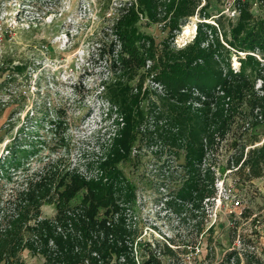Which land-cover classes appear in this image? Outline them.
Wrapping results in <instances>:
<instances>
[{
    "label": "rangeland",
    "instance_id": "374dc122",
    "mask_svg": "<svg viewBox=\"0 0 264 264\" xmlns=\"http://www.w3.org/2000/svg\"><path fill=\"white\" fill-rule=\"evenodd\" d=\"M132 2L136 0H0V216L14 208L19 193L26 192L38 175L53 177L55 185L66 172L100 180L98 162L113 152L111 144L123 126L115 124L121 112L107 90L119 81L134 93L141 87L144 113V134L131 147L130 158L118 163L136 189L135 199L122 212L133 232L134 248L139 242V252L141 248L145 253L148 243L174 239L186 252L171 264H237L234 257L228 261L232 251L240 264H264V178L248 180V170L237 174L234 168L243 149L245 158L250 148L264 142L261 107L246 109L249 115L239 113L224 135L214 137L202 164L214 170V183H208L214 193L197 208L191 201H178L186 174L180 156L184 148L161 140L172 127L162 119L160 131L151 108L167 89L154 80L150 60L131 72L114 67V61L119 65L117 54L110 53V43H117L111 28L118 9ZM205 3L211 16L198 13L179 31L171 32L165 23H148L145 17L140 28L157 43L168 38L167 44L175 49L194 39L200 21L216 26L223 39L217 22L228 26L237 21L235 0H202ZM251 3L253 15L264 19V0ZM207 34L205 44L215 33ZM99 47H104L101 54ZM246 54L232 53L235 69L241 67L239 56ZM253 54L261 60L255 93L262 95L264 52ZM198 96L193 92L187 104L201 106ZM41 208L43 217L56 215L54 203ZM28 250L21 254L25 264H43L38 252ZM137 255L140 258L141 252Z\"/></svg>",
    "mask_w": 264,
    "mask_h": 264
},
{
    "label": "trees",
    "instance_id": "16d2710c",
    "mask_svg": "<svg viewBox=\"0 0 264 264\" xmlns=\"http://www.w3.org/2000/svg\"><path fill=\"white\" fill-rule=\"evenodd\" d=\"M235 5L239 11L235 23L225 26L220 20L217 22L223 39L216 26L200 21L194 39L181 49L169 47L168 38L157 43L152 35L141 30V19L165 23L175 32L198 13L210 17L206 13L208 3L136 0L118 9L119 16L111 28L117 43H110V53L117 54L119 63L114 61V67L137 72L150 60L154 80L167 89V94L159 95V104L152 101L153 117L160 131L162 119L172 127L162 133L161 140L184 148L180 156L184 157L185 181L176 198L182 203L191 201L195 208L214 193L208 184L214 183V170L210 166L203 168L202 164L216 134L224 135L239 113L249 115L246 109L253 111L256 106L261 107L264 120V93H255L261 60L253 54L264 52V19L253 15L251 0H235ZM208 30L215 34L205 44ZM103 48L99 47V54ZM234 52L247 53L246 57L239 56L238 70L231 64ZM107 90L121 112L115 124L123 126L117 132L115 144H111L113 152L98 162L103 171L100 180H86L77 172H66L56 185L53 177L46 180L38 175L30 181L28 190L17 196L14 208L2 209L0 264H23L21 254L26 248L39 252L43 264H165V260L171 264L186 252L171 239L170 243L157 241L153 246L148 243V251L143 253L140 248L141 257L137 255L142 245L138 242L134 248L133 232L122 213L125 204L135 199L136 189L128 183L118 163L130 158L131 147L144 134L140 129L144 120L141 87L134 93L127 83L118 81ZM195 91L200 96L196 97L202 104L199 107L187 104ZM234 164L237 174L248 170V180L264 178V142L250 148L245 158L243 149ZM46 203L55 204L53 218L42 215L41 207ZM233 257L240 264L236 251L229 253V263Z\"/></svg>",
    "mask_w": 264,
    "mask_h": 264
},
{
    "label": "built area",
    "instance_id": "2783aa9c",
    "mask_svg": "<svg viewBox=\"0 0 264 264\" xmlns=\"http://www.w3.org/2000/svg\"><path fill=\"white\" fill-rule=\"evenodd\" d=\"M235 13H236V10H234V13H232V14H235ZM52 243H53V242L51 241L50 245H52ZM196 250H197V253L201 251L200 247H197ZM28 251H29V250H28ZM29 252H30V251H29ZM38 253H39V252H38ZM39 254H40V253H39ZM40 255H41V254H40ZM41 256H42V255H41ZM43 259H44V258H43ZM43 262H44V261H43ZM23 264H25L24 261H23Z\"/></svg>",
    "mask_w": 264,
    "mask_h": 264
}]
</instances>
